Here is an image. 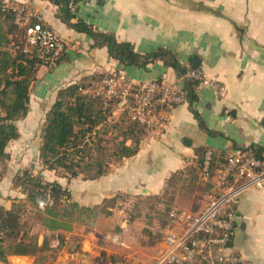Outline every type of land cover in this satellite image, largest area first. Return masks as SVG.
I'll use <instances>...</instances> for the list:
<instances>
[{
	"label": "crops",
	"instance_id": "obj_1",
	"mask_svg": "<svg viewBox=\"0 0 264 264\" xmlns=\"http://www.w3.org/2000/svg\"><path fill=\"white\" fill-rule=\"evenodd\" d=\"M0 1L41 14L46 26L69 45L61 64L39 68L30 111L20 122L34 121L35 106L48 113L61 88L99 73L123 71L134 86L164 82L186 97L181 105L159 109L160 126L148 130L138 154L112 164L105 176L68 180L45 172L50 182L58 181L70 193L72 202L100 207L101 214L91 226L74 223L69 231H50L31 212L23 214L21 221L30 220L32 235L40 232L38 241L60 237L61 247L56 256L51 252L36 257L10 253L0 264H156L165 246L155 235L165 237L172 226L167 230L146 223L151 212L129 222L131 203L161 197L173 176L197 168L202 150L211 149L224 157L236 150H264V0H81L74 7L77 18L115 36L118 42L133 44L139 54L166 49L186 67L196 68L193 58L200 61L198 69L226 92L220 95L212 86L195 87L193 104L186 95L185 81L173 67L156 61L147 69L122 70L107 47H94L90 36L69 27L52 0ZM19 132L20 138L10 144L8 152L18 146L23 155L16 171L9 165L0 185V210L4 212L27 199L14 184L31 156ZM38 137L41 140V134ZM106 202L113 205L103 213ZM235 226L234 251L250 264H264V186L241 195ZM171 229L182 232L176 226ZM8 236L4 232L6 248L12 244ZM11 237L17 244L23 236L16 232Z\"/></svg>",
	"mask_w": 264,
	"mask_h": 264
},
{
	"label": "trees",
	"instance_id": "obj_2",
	"mask_svg": "<svg viewBox=\"0 0 264 264\" xmlns=\"http://www.w3.org/2000/svg\"><path fill=\"white\" fill-rule=\"evenodd\" d=\"M52 1L60 7L63 20L69 27L90 36L94 47H107L110 56L121 66L147 69L150 64L163 61L173 67L180 77L186 73L187 67L169 50L139 54L133 44L118 42L115 36L99 32L77 18L73 9L81 0ZM18 7L20 5L0 1V162L4 164L9 160V145L20 138L18 122L26 119L30 111L32 87L38 79L39 68L59 65L65 59L64 55L51 64L35 51L24 52L25 30L15 23V9ZM17 34L21 35L20 42L15 39ZM106 76L99 73L83 77L58 91L41 133L39 152L44 170L69 180L81 176L85 180H96L108 174L112 164L138 154L149 128L133 120L127 111L116 116L119 98L109 100L105 94L94 93L95 84ZM185 84L186 95L193 104L196 85L188 81ZM205 152H200L198 170ZM249 152L264 161V150L253 148ZM227 158L215 154L214 168H220ZM15 180L35 208L38 201L47 203L40 213L43 215V226L50 231H69L74 223L90 226L101 214L100 207H83L72 202L67 190L57 182H48L40 173L35 176L28 170L22 171ZM50 198L54 199V206L48 204ZM59 202L65 205L59 208ZM16 215V210H0V261H5L10 253L29 256L44 250L38 248L37 241H21L5 247L4 232L6 235L14 233Z\"/></svg>",
	"mask_w": 264,
	"mask_h": 264
},
{
	"label": "built area",
	"instance_id": "obj_3",
	"mask_svg": "<svg viewBox=\"0 0 264 264\" xmlns=\"http://www.w3.org/2000/svg\"><path fill=\"white\" fill-rule=\"evenodd\" d=\"M15 23L25 30L24 52L35 51L51 64L68 52L66 40L46 26L41 14L20 6L15 9ZM181 80L195 83L197 88L212 86L220 95L226 92L224 86L208 80L198 68L187 67ZM102 84L109 100L119 98L118 110L129 112L133 120L151 130L160 126L159 109L181 105L186 100L182 90L164 82L134 86L123 71L110 73ZM214 156L213 150H206L200 167L202 180L213 186L210 201L196 216L171 210V226L182 232L172 227L168 230L163 239L165 252L156 264H250L232 246L236 208L244 192L264 186V161L249 151L236 150L220 168H214ZM39 206L45 209L47 203L40 202ZM51 246L60 248V240L54 239Z\"/></svg>",
	"mask_w": 264,
	"mask_h": 264
},
{
	"label": "rangeland",
	"instance_id": "obj_4",
	"mask_svg": "<svg viewBox=\"0 0 264 264\" xmlns=\"http://www.w3.org/2000/svg\"><path fill=\"white\" fill-rule=\"evenodd\" d=\"M15 39L18 42H20L21 35L17 34L15 36ZM102 81L95 84V88L93 89L94 93L102 94V95L106 94V87L102 84ZM40 110H42V112H40ZM122 112L123 111L117 110L116 116H118ZM46 115H47L46 109H40L39 106H35V109H32V117L34 118V121H32L31 123H27L25 121L18 122V126L20 125V129L23 132V139H22L23 140L22 142L24 143L23 145H26L27 150H29L31 153L30 154L31 156L28 158L29 160L28 167L24 170L19 171L17 175L22 171L28 170L35 176L40 173V175L45 180L50 182L46 178L45 172H51V171L44 170L42 161L40 160V152L39 155L36 157L37 150L40 151V145H41V140H39L38 136L42 133ZM10 151L11 154H9V160L5 164L0 162V175L2 176V180L0 181L1 186L3 184L4 177L6 176L7 171L9 169V165H12L13 170L15 169L16 171V169L18 168V162L20 161V158L23 155L21 153L22 152L21 149L18 146L10 149ZM34 158L36 159L34 160ZM56 175L60 178H64L61 175L58 174ZM15 178H14L15 186L20 188L21 190L20 192L27 197L22 187L18 186V183L16 182ZM54 182L59 183L58 181H54ZM212 195H213V190L209 186V184H206L202 180L200 175V170H198L197 168H192L185 173H181L173 176L170 179L168 186L166 187L164 194L161 197L151 198V200L148 201H142L137 199L135 202L131 203L132 212L128 215L127 219L129 222L131 221L133 222L136 218L140 217L141 214L142 215L144 213L150 214L151 212L153 215L151 217L150 215L147 216L146 223L150 224L151 226H155V224H158L159 227L161 228L163 227V229L167 228L168 230L169 226H171V220L169 215L173 208L184 211L190 215H197L204 210V208L210 201ZM50 199L53 201L52 205L54 206L55 205L54 199L52 198ZM37 204L38 205L35 208L30 202H28V199H26V202L20 201V203L17 204L18 207L14 208V210H16L17 213L16 215L17 227L14 230V233H11V235L8 237L12 239V244H16L15 240H13L14 238H12L11 236L12 234H16V232H18L21 233L23 236L21 238L22 242L28 243L30 241H37L38 248L44 249L42 251L36 252L35 255H29V256L36 257L45 252H51L55 254L54 256H56L59 248L58 249L52 248L51 245L54 239H59L60 242L62 243L63 242L62 238L54 236L55 238L53 237L52 241L50 240L43 242L42 239L41 241H38L40 232L38 231V233L32 235L33 226L30 220L25 222L21 221L23 214H28V212L29 213L31 212L32 217H35L36 220L42 222L43 224V215L40 212L44 211L45 209L40 208L39 201ZM64 205L65 204L63 202H59V208H61ZM112 205L113 202H106L102 206L103 213L106 212L105 207L107 206L111 207ZM29 216H31V214ZM155 237H158L159 241L163 242L164 234H157L155 235ZM40 259H42V257H40Z\"/></svg>",
	"mask_w": 264,
	"mask_h": 264
},
{
	"label": "water",
	"instance_id": "obj_5",
	"mask_svg": "<svg viewBox=\"0 0 264 264\" xmlns=\"http://www.w3.org/2000/svg\"><path fill=\"white\" fill-rule=\"evenodd\" d=\"M191 62L194 64V66L196 68H199L200 67V61L196 60V59H191ZM122 70H125V67H122Z\"/></svg>",
	"mask_w": 264,
	"mask_h": 264
}]
</instances>
